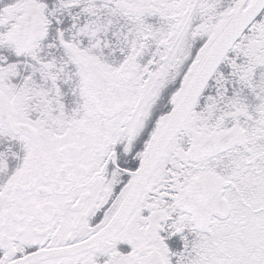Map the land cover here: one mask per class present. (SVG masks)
Listing matches in <instances>:
<instances>
[{
  "label": "snow or ice",
  "instance_id": "snow-or-ice-1",
  "mask_svg": "<svg viewBox=\"0 0 264 264\" xmlns=\"http://www.w3.org/2000/svg\"><path fill=\"white\" fill-rule=\"evenodd\" d=\"M0 264H264V0H0Z\"/></svg>",
  "mask_w": 264,
  "mask_h": 264
}]
</instances>
